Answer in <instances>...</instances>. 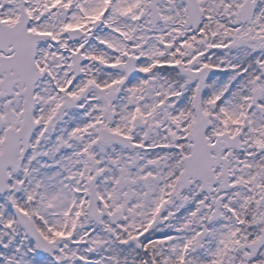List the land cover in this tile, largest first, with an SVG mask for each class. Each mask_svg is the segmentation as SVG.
<instances>
[{
  "label": "snow or ice",
  "instance_id": "snow-or-ice-1",
  "mask_svg": "<svg viewBox=\"0 0 264 264\" xmlns=\"http://www.w3.org/2000/svg\"><path fill=\"white\" fill-rule=\"evenodd\" d=\"M0 264H264V0H0Z\"/></svg>",
  "mask_w": 264,
  "mask_h": 264
}]
</instances>
